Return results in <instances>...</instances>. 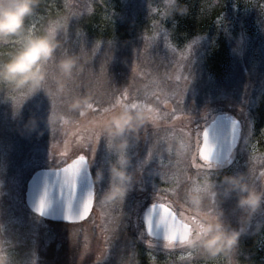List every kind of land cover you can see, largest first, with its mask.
<instances>
[{"label": "rangeland", "instance_id": "obj_1", "mask_svg": "<svg viewBox=\"0 0 264 264\" xmlns=\"http://www.w3.org/2000/svg\"><path fill=\"white\" fill-rule=\"evenodd\" d=\"M105 1L118 9L116 20L129 22L130 45H118V41L88 43L92 51L90 57H80L84 66L81 77L73 76L76 81L69 82L67 95H55L54 114H63L71 122L69 125L61 127L62 121L57 120L53 124L55 133L51 131L53 125L46 122L53 114L51 96L42 91L29 96L0 85V258L7 264H61L62 257L63 264H264V229H254L257 222L264 223V209L253 218L234 252L213 258L187 246L157 249L155 241L150 253L142 222L144 210L157 202L171 207L194 228L196 216L184 200V193L201 183L204 176L216 182L223 174L245 173L252 185L264 190L260 176L264 172V0H226L225 11L210 22L205 33L190 38L178 33L173 36L180 21L168 12L161 20L168 11L165 0ZM149 11L150 15L143 16ZM108 16L111 17L109 13ZM145 20L149 22L148 29L140 32L134 23ZM36 21L34 13L26 22L32 33ZM154 22L160 27L154 28ZM160 28L169 32L167 42ZM181 38L188 40L180 42ZM18 44L11 40L0 44V48L8 57ZM103 57L110 64L123 58L125 75L114 80L113 71L106 73L104 63L98 60ZM50 66V72H55V64ZM180 76L184 79L178 81ZM178 85L186 88L183 103L173 97ZM124 90L138 97L134 101L137 103L144 101L146 92L154 93L146 102L162 118L155 124L149 121L141 131L140 141L126 153L132 161L129 170L135 177L133 189L124 201L104 206L100 195L108 186V166L117 156L101 134L103 122L96 129L100 141L94 154L88 150L91 141L77 143L81 137L91 135L88 129L98 118L91 113L81 116L68 112L67 104L70 97L84 95L85 91L93 100L98 95L97 99L111 108L104 114V121L122 108L112 105ZM217 114L235 116L241 124V135L232 156L234 162L224 166L223 171L209 173L198 157L200 141L196 134L200 135L202 126ZM30 117L38 119V132L43 135L22 132ZM173 137L188 142L190 148L185 156L166 151ZM83 152L88 156L93 181L97 170L103 171L104 180L95 183L94 208L86 224L73 226L60 235L57 228L26 207V183L35 171L59 168ZM149 152L150 162L140 178L138 169ZM173 187L179 197L164 191ZM221 208L226 219L237 226L240 213L235 210V199L224 201ZM215 210V203L206 200L204 211Z\"/></svg>", "mask_w": 264, "mask_h": 264}, {"label": "clouds", "instance_id": "obj_2", "mask_svg": "<svg viewBox=\"0 0 264 264\" xmlns=\"http://www.w3.org/2000/svg\"><path fill=\"white\" fill-rule=\"evenodd\" d=\"M41 0H0V44L11 40L19 42L18 47L11 52L6 60L0 61V85L13 91H23L29 96L44 92L46 96L67 95L69 82L74 75L83 72L84 67L80 57L66 55L57 57L60 42L50 31L34 34L26 22L34 15ZM187 5L181 0H169L168 15L185 16ZM60 27L56 25L55 30ZM55 64V72H50L49 65ZM93 97L91 94L70 97L67 104L68 112H78L84 115ZM154 109L147 107L125 106L113 111L103 121L101 134L107 141L108 148L117 156L108 166L109 182L100 195V204L110 206L126 199L134 187L135 177L129 169L131 158L126 154L133 143H138L141 131L152 117ZM63 114H49V126L57 120L63 121ZM39 121L30 117L23 124L22 132L37 133ZM43 135L42 131L38 132ZM186 140L173 137L166 146V151L174 152L177 157H183L189 152ZM223 171V167L218 168ZM67 179H70L68 177ZM104 180L103 171L97 170L94 183ZM199 190L192 187L184 193V200L195 213L194 228L187 232L186 246L199 250L209 258L219 254H230L236 250L243 235L251 228L253 218L264 209V190L257 189L249 182L245 173L223 174L218 181L211 182L204 176L197 184ZM235 199V210L240 213L237 226H233L225 216L221 204L228 199ZM211 200L216 205L214 212H205V201ZM255 232L264 229V223L257 222ZM0 264H7L0 258Z\"/></svg>", "mask_w": 264, "mask_h": 264}, {"label": "trees", "instance_id": "obj_3", "mask_svg": "<svg viewBox=\"0 0 264 264\" xmlns=\"http://www.w3.org/2000/svg\"><path fill=\"white\" fill-rule=\"evenodd\" d=\"M153 1L154 0H147L149 3H153ZM183 2H185L184 4L187 5L188 13L185 16H174V19H178L180 23L176 29L177 32L173 30L174 32L172 33L173 36L176 33L184 35L182 38H185V35H187L188 38L203 35L210 22L218 18L225 11L226 4V0H221V2L219 0H184ZM66 3H68L67 8ZM112 7H114L113 10ZM108 13L111 16V19L109 18ZM147 15H150V11L148 14L145 13L143 16ZM35 18H37V21L34 34L37 35L49 31L50 27L52 26L56 27L57 24L60 25V27L56 29L55 34V38L60 42V47L57 50V57L60 55H75L78 57L85 55L90 57L92 50L88 45L89 42L99 43L106 41L107 43L109 41H118V45H130L128 39V37L131 35L129 22L121 23L120 21L116 20L115 18H118V9H115V6L108 4L105 0H41L39 7L36 9ZM139 23L141 25H138ZM139 23L135 22L134 25L141 29L140 32H144L148 29V21L145 20V22L141 21ZM165 26L166 28L170 27L169 24H165ZM182 38L180 39V42H186L188 40H182ZM5 52L2 50V48H0V61L6 60L8 58L5 56ZM116 54L117 53H115V55ZM217 58L218 56L215 59L217 60ZM122 59L123 58H119V60L117 59V61L113 64L107 63L106 57L100 58L98 60L104 63L106 73L110 70L113 71L114 80H116L117 77H122L125 75L124 70L127 67L122 64ZM50 65L49 68L51 67ZM74 76L76 79H78L81 77V73ZM71 81L75 82L76 80ZM86 93L87 92L85 91L84 94ZM95 98L97 101H99L97 99L98 95H95ZM96 100H92L94 105ZM99 102L100 104L96 106V112L90 111L88 109L85 114L91 113V115L94 114L95 117L98 118L100 108L108 107V104L104 102V100H100ZM231 117H233L235 120H238L235 116ZM202 127H205V125ZM196 137L200 141V135L196 134ZM82 154L85 155L86 160L88 161L87 154L85 152ZM173 211L180 217V215L175 210ZM48 223L53 226V228H57V230L60 231L58 232L60 235H63L65 231L70 230L73 226L86 224V222L76 225H66L52 222ZM63 246L65 247V244ZM63 263H65L64 257L61 258V264Z\"/></svg>", "mask_w": 264, "mask_h": 264}, {"label": "snow or ice", "instance_id": "obj_4", "mask_svg": "<svg viewBox=\"0 0 264 264\" xmlns=\"http://www.w3.org/2000/svg\"><path fill=\"white\" fill-rule=\"evenodd\" d=\"M166 6L168 7L169 0H165ZM151 11V9H150ZM167 11L162 14L161 20L166 16ZM154 28H159L160 25L154 22L153 24ZM49 31L55 35L56 30L55 26L50 27ZM160 31L163 33V36L165 37V40L167 42V38L169 37V32L166 29L160 28ZM111 43V42H109ZM178 81L181 79H184L183 76L177 77ZM186 88L180 87L178 85V90L173 94V97L177 100V103H183L184 100V94H185ZM154 93H145L144 101L137 103L134 102L135 99H138V97H131L130 93L127 90H124L118 97L115 98V103L112 105V107H125V106H135V107H147L148 103L146 102L148 98H150ZM51 101L53 105V114L55 112V102L56 97L55 95L51 96ZM100 102L96 101L95 105L92 103L89 105L88 109L90 111L96 112L97 111V105H99ZM111 111V108L108 107H101L98 113V119L91 122V125L89 127V131L91 135H89L87 138L81 137L77 143H82L85 139L91 141L92 143L88 146V150H91V152L94 154L95 152V145H97L100 141V135L96 131L97 128L100 127L101 123L103 122L104 114ZM83 116V115H81ZM161 114L159 111H156L153 113L152 117H150V120L153 124L157 123L161 119ZM71 122L67 119L63 120L61 123V127L65 125H69ZM79 127V125H77ZM238 128H239V121L233 120L232 121V130H231V148L229 150V155L225 157L226 164L222 163L221 160L216 156V146L210 141L209 137V130L205 128L203 130V147L199 148V158L204 162V166L207 168L209 173L217 170L220 167H224L227 165H231L234 160L232 159L231 152L233 149H235L239 142V136H238ZM51 131L55 133L56 126L53 125L51 127ZM145 134L147 135V130H145ZM68 148L67 141L65 142V151ZM63 154V153H61ZM150 156L151 153L149 152L148 158L143 161L142 166L138 169L139 177L142 178L143 176V169L147 167V164L150 162ZM88 163L86 160L85 155L81 154L78 156V158L71 164H69L66 168H63L62 171L70 173V179L63 178V187L61 190V195L63 196L64 190L67 189V195L69 198H71L74 195L75 188H76V180L77 177L80 175L81 170L87 169ZM61 170H58V174H60ZM261 179H264V172L260 173ZM140 183V179L138 181ZM172 183H178V181L173 180ZM194 188L199 190L198 185H194ZM166 193H170L171 196L179 197V192L175 187L171 189L164 190ZM95 183L91 180V177L89 175V183L87 185L86 189V197L83 201V204L81 206V210L78 215H67L65 219L68 222H77L85 219L88 217L90 211L93 208V202L95 197ZM46 195V194H45ZM43 208H44V201H41V214H43ZM155 218V219H154ZM184 217L181 215L180 218H177V215L173 213V211L170 210L169 206H167L164 203H157L153 202L146 210L143 222L145 225L144 231L145 235L147 237V244L146 246L149 248L150 253L153 249V241H155V248H163L165 250H171L177 243L179 246L184 247L186 246V239H187V232L190 229L189 225L187 223L183 222ZM163 230L162 235V244L156 239V235L160 230ZM264 246V245H262Z\"/></svg>", "mask_w": 264, "mask_h": 264}, {"label": "water", "instance_id": "obj_5", "mask_svg": "<svg viewBox=\"0 0 264 264\" xmlns=\"http://www.w3.org/2000/svg\"><path fill=\"white\" fill-rule=\"evenodd\" d=\"M233 120L235 119L231 116L225 114H217L204 127V129L207 128L209 130L210 141L216 146V156L224 164L226 163L225 157L229 155V150L231 148V130H232ZM203 130L200 132L199 148L203 147ZM240 135H241V124L239 122V128H238L239 140H240ZM199 148H198V157H199ZM236 148L232 150L231 156H233ZM77 158L72 159L70 162L66 163L65 165L59 168L39 169L30 176V178L26 183L24 199H25V205L31 213H33L34 215H36L37 217L41 218L44 221L52 222V223H61L66 225H76L83 223L91 216L93 208L90 211L88 217H86L81 221H77L73 223V222H68L65 219V217L69 214L73 216L79 214L83 201L86 197V189L89 183V175L91 177V180L93 181V177L90 172V166L87 161L88 163L87 169L81 170L80 175L77 177L74 195L71 198H69L67 195L66 188L63 189L65 194L63 196L61 195V190L63 187V178L70 177V173L64 172L62 171V169L66 168L69 164L73 163ZM58 170H61L60 174H58ZM42 200L44 201L43 214H41ZM93 207H94V202H93ZM147 208L144 210L142 214V222ZM170 210L173 211L171 208ZM173 213L176 214L174 211ZM177 218L179 219L180 217L177 215ZM183 222L187 223L189 227L192 228L189 222L185 220H183ZM162 235H163V230L161 229L156 235V239L159 242H162ZM176 245L179 244L177 243Z\"/></svg>", "mask_w": 264, "mask_h": 264}, {"label": "flooded vegetation", "instance_id": "obj_6", "mask_svg": "<svg viewBox=\"0 0 264 264\" xmlns=\"http://www.w3.org/2000/svg\"><path fill=\"white\" fill-rule=\"evenodd\" d=\"M94 208V207H93ZM81 224V223H80ZM192 226V225H191ZM192 228H193V226H192Z\"/></svg>", "mask_w": 264, "mask_h": 264}]
</instances>
